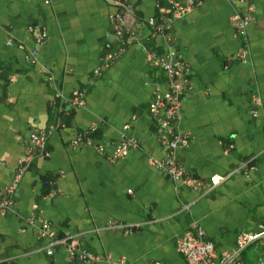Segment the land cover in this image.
<instances>
[{
    "label": "crops",
    "instance_id": "1",
    "mask_svg": "<svg viewBox=\"0 0 264 264\" xmlns=\"http://www.w3.org/2000/svg\"><path fill=\"white\" fill-rule=\"evenodd\" d=\"M46 1L0 0V189L25 155L29 133L62 124L48 138L50 155L33 160L13 208L0 215V264H82L71 261L63 246L55 247L53 256L46 254L38 223L28 221L34 203L56 236L76 235L81 247L103 257L90 264L120 258L133 264H187L176 241L193 226L204 230L218 252L233 249L238 234L257 232L264 223V0L254 1L246 62L233 59L239 40L232 8L245 11L234 0L203 1L173 23L168 40L147 44L175 48L192 69L177 125L194 136L177 151L189 174L208 183L212 175H224L258 154L250 177L233 175L208 192L175 183L148 162L167 154L148 110L154 88L165 87V76L148 64L140 45L133 43L95 74L101 56L114 48L110 1ZM129 2L126 20L143 38L148 19L165 1ZM31 24L47 31L35 64L26 59L34 45L27 33ZM79 90L86 91L85 105L68 115L69 100ZM255 92L262 98L259 106L252 101ZM92 125L98 127L94 144H103V153L71 145L77 131ZM121 134L140 145L111 162ZM44 177L55 182L56 195L43 197ZM110 221L140 225L124 233L104 229Z\"/></svg>",
    "mask_w": 264,
    "mask_h": 264
},
{
    "label": "built area",
    "instance_id": "2",
    "mask_svg": "<svg viewBox=\"0 0 264 264\" xmlns=\"http://www.w3.org/2000/svg\"><path fill=\"white\" fill-rule=\"evenodd\" d=\"M109 1L115 8L109 16L115 43L111 52H106L101 56V64L97 66L95 74L101 75L102 71L124 55L133 43H137L142 48L148 64L161 70L165 76V87L163 89L158 86L154 88L148 110L156 122L157 139L167 149V154L163 159L149 158V164L175 183L192 189H201L203 192L210 191L236 174L250 177V173L256 168L255 160L258 154L242 160L236 168L224 175H212L208 183L185 170L178 159L177 151L188 147L194 136L188 131L179 130L177 125L181 117L182 97L190 87L192 69L184 56L175 48L168 47L160 50L155 44L151 47L147 45L149 42H156L158 39L168 40L173 23L191 13L205 0H164L165 4L160 12L148 19L149 29L143 38L139 37L136 30L126 20V16L132 12L129 0ZM234 1L238 5H244L245 11H241L237 6L232 8L230 19L233 22V33L239 40V47L233 55V59L238 62H246L251 56L248 29L253 20L252 11L255 0ZM27 33L33 40L34 45L27 52L26 59L28 62L35 64L39 49L47 39V31L44 27L31 24L27 27ZM7 44L12 45L13 42L9 40ZM17 46L21 49L24 48L20 43ZM85 96V90L77 91L69 100L70 108L83 107ZM252 101L256 106L262 104V98L258 92L253 93ZM59 126H62V124L55 123L50 129H34L29 133L26 139L25 155L18 161L11 182L4 189H0V215H5L13 208L20 182L33 160L37 157H48L50 155L46 148L47 141L52 131ZM126 128L127 126L124 127V129ZM97 131L98 127L96 125L90 126L86 131H77L71 140V145L76 148L83 145L93 146L99 153H103L105 146L94 144V135ZM139 145L140 141L138 139L121 134L119 139L114 142L109 160L115 162L123 159L131 150L137 149ZM54 183L51 179H42V184L50 187L43 197L56 195L57 191L54 188ZM190 205H186L185 208L188 209ZM32 209L28 221L29 223H38L39 237L47 240L44 249L48 256H53L55 247L63 246L67 250L71 261L90 264L103 259L102 256H96L81 247L75 240L76 235L56 236L50 224L40 217L39 205L34 203ZM139 225L110 221L106 223L104 229L130 233ZM253 243L259 244L261 248L260 256L254 264H264V223L259 225L257 232L238 234L235 247L231 250L218 252L214 243L206 239L204 230L197 226H193L182 233L176 241V248L187 264H247L242 259V253ZM110 264L133 263L120 258L110 261Z\"/></svg>",
    "mask_w": 264,
    "mask_h": 264
},
{
    "label": "rangeland",
    "instance_id": "3",
    "mask_svg": "<svg viewBox=\"0 0 264 264\" xmlns=\"http://www.w3.org/2000/svg\"><path fill=\"white\" fill-rule=\"evenodd\" d=\"M260 253H261V248L259 244L253 243L242 254L243 261L247 264H254L258 260L257 256Z\"/></svg>",
    "mask_w": 264,
    "mask_h": 264
},
{
    "label": "trees",
    "instance_id": "4",
    "mask_svg": "<svg viewBox=\"0 0 264 264\" xmlns=\"http://www.w3.org/2000/svg\"><path fill=\"white\" fill-rule=\"evenodd\" d=\"M72 110H73V108H70L69 111H67V112H68V115L71 113ZM42 179L44 180V179H49V178L44 177V178H42ZM42 185H43L44 188H45L44 193H46V192L50 189V187H49L48 185H44V184H42Z\"/></svg>",
    "mask_w": 264,
    "mask_h": 264
}]
</instances>
